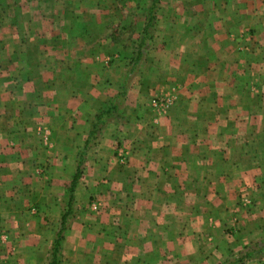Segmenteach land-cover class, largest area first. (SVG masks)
Listing matches in <instances>:
<instances>
[{"label": "crops", "instance_id": "obj_1", "mask_svg": "<svg viewBox=\"0 0 264 264\" xmlns=\"http://www.w3.org/2000/svg\"><path fill=\"white\" fill-rule=\"evenodd\" d=\"M105 2L0 0V264L50 263L77 165L126 208L68 210L54 264H264L258 2L156 0L151 36Z\"/></svg>", "mask_w": 264, "mask_h": 264}, {"label": "rangeland", "instance_id": "obj_2", "mask_svg": "<svg viewBox=\"0 0 264 264\" xmlns=\"http://www.w3.org/2000/svg\"><path fill=\"white\" fill-rule=\"evenodd\" d=\"M36 0H33L35 2ZM39 1V0H38ZM61 1V0H59ZM63 2H68L71 0H62ZM81 1V0H78ZM106 2L103 3L100 6L97 5H91L88 6L87 9L91 11L93 14L100 13V14H110L114 18H119L121 15H127V17L137 15L140 19H147L150 17V23L147 25L145 34L151 36L155 33L157 30V12L159 10V6L157 5V8L155 7L156 0H105ZM110 1L111 3H109ZM177 1V0H176ZM19 5L22 6L23 10L25 9V0H19ZM170 2V7L164 6L162 9L167 10L166 13L174 14L178 12V9H175L172 5V0H168ZM245 2H248L249 5L251 3L256 4L258 2V6L255 7H246L245 9V15L247 14L246 11H250L251 13L255 11L256 14H259V18H254V20L259 19V21L253 22V20H249L247 17V20H245V28L243 32L248 31L249 34H251V31H255L257 29L258 33L260 34V38H264V0H245ZM36 4V3H34ZM39 5V4H38ZM39 8H41L39 6ZM2 10H6L7 8H1ZM67 6H63L61 8V12L64 13L66 10H68ZM165 13V15H167ZM146 14V16H145ZM250 22V24H248ZM253 24L257 27H252ZM138 26L136 24H133L132 26H129L127 31L130 30L131 33H133ZM160 29V28H159ZM254 29V30H253ZM247 33V32H245ZM245 45H248L247 42ZM260 51V79H264V42H260L258 44ZM262 89V88H261ZM262 93V92H261ZM155 102L157 101V98H154ZM157 104V103H156ZM154 106V104H153ZM155 107V106H154ZM122 145L116 146L115 153L118 154L117 148ZM118 156H121L118 154ZM84 171V170H83ZM70 185V183H69ZM69 185L67 184V187L65 188V196H66V204L64 210H123L125 207L122 206L121 200L118 198L115 200V198L112 200L109 195L110 193L106 194V189L104 187L103 183L100 184H91V183H82V187L80 189V192L74 193V188H69ZM90 187H94L93 190H89ZM244 197V198H243ZM239 199V202H236L238 204H251V200L247 198L246 195H244ZM243 198V199H242ZM94 204V207L92 206ZM69 214V212L67 211ZM66 218V216H65ZM68 220V218H66Z\"/></svg>", "mask_w": 264, "mask_h": 264}, {"label": "trees", "instance_id": "obj_3", "mask_svg": "<svg viewBox=\"0 0 264 264\" xmlns=\"http://www.w3.org/2000/svg\"><path fill=\"white\" fill-rule=\"evenodd\" d=\"M79 167L78 165L76 166V169H75V174L73 175L71 181H70V185H69V188L71 189L72 186H73V183H74V179L76 178L77 174L79 173ZM67 211L68 210H65L62 214H61V217H60V222H59V228L58 230L56 231L55 233V238L53 240V244L51 246V260H50V263L49 264H54L53 260H54V256H55V252L57 250V245H58V240L60 239V232L64 226V221H65V216L67 214ZM228 264H232V262H229Z\"/></svg>", "mask_w": 264, "mask_h": 264}, {"label": "built area", "instance_id": "obj_4", "mask_svg": "<svg viewBox=\"0 0 264 264\" xmlns=\"http://www.w3.org/2000/svg\"><path fill=\"white\" fill-rule=\"evenodd\" d=\"M117 151H118L119 155H122L123 154V147L122 146L118 147ZM92 206L94 207V204H92Z\"/></svg>", "mask_w": 264, "mask_h": 264}]
</instances>
